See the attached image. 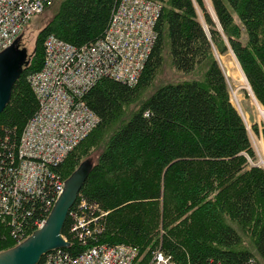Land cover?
<instances>
[{"label":"trees","instance_id":"obj_1","mask_svg":"<svg viewBox=\"0 0 264 264\" xmlns=\"http://www.w3.org/2000/svg\"><path fill=\"white\" fill-rule=\"evenodd\" d=\"M118 1L62 0L39 30L0 113V183L10 178L21 131L37 109L28 76L42 66L45 37L52 33L75 45L92 41ZM154 1L160 4L156 39L137 82L101 77L85 91L98 123L53 169L62 178L70 174L87 152L75 153L79 144L114 123L151 85L166 45L175 70L204 65L202 80L156 87L108 136L67 213L64 249L77 255L93 244L127 243L138 248L139 264L157 248L178 264H264V168L250 162L255 152L215 57V51L233 52L264 107V0H210L214 17L203 0ZM251 127L258 131L256 123ZM51 195L47 184L43 197L23 200L22 238L45 218ZM12 230L0 219V251L17 243ZM242 234L252 247L241 245ZM37 264H45L44 256Z\"/></svg>","mask_w":264,"mask_h":264},{"label":"built area","instance_id":"obj_2","mask_svg":"<svg viewBox=\"0 0 264 264\" xmlns=\"http://www.w3.org/2000/svg\"><path fill=\"white\" fill-rule=\"evenodd\" d=\"M44 5L45 0H0V50L24 30L33 15L42 12ZM159 13L160 4L154 0H119L100 37L81 45L52 33L45 37L42 66L28 76L37 109L21 131L10 178L0 183V219L13 227L17 241L22 239L23 200L42 196L49 184V211L64 180L53 167L98 123L97 115L83 100L85 91L101 77L128 85L137 82L156 39L154 26ZM79 203L85 207L83 200ZM74 212H70L72 217ZM84 219L78 216L79 221ZM71 229H77L74 221ZM64 248L45 253L44 263L134 264L140 256L138 248L127 243L93 244L77 255ZM146 264L178 263L157 248Z\"/></svg>","mask_w":264,"mask_h":264},{"label":"rangeland","instance_id":"obj_3","mask_svg":"<svg viewBox=\"0 0 264 264\" xmlns=\"http://www.w3.org/2000/svg\"><path fill=\"white\" fill-rule=\"evenodd\" d=\"M61 1L62 0H45V5L42 12L33 15L30 18L28 24L25 26L24 30L20 33L21 35L20 46H24L27 50V53L32 52L35 45L36 36L39 30L52 17L54 11L58 8ZM209 1L210 0H203L205 7L214 17L212 7L210 8L208 6V4L211 5ZM198 12H199L198 17L201 20V22H203L202 15L200 11ZM204 24L205 23H203V25ZM162 55H163L162 64L158 68L151 85L143 89L140 95L135 100L123 106V112L121 116L114 123H112L110 126H108L105 129L96 130L92 135L86 137L75 149V153H80V154L83 150L87 151L86 154L81 158V160L89 157L92 159V162H95L96 157L100 149L103 147L104 142L107 140L108 136L115 130L117 126H119L130 115L131 112H133V110H136V108H138L141 101L144 100V98L149 93H151L156 87L168 82L182 81L191 78L202 80L204 65L199 66L198 68H196L191 72L184 73L175 70L174 67L172 66L167 45L165 46ZM215 57L217 58L224 72L228 85L230 100L232 104L236 107L238 112L240 113L243 122L246 125L250 137L251 145L255 152V160L254 161L250 160V162L264 168V136H263L264 107L259 105L263 111L262 112L257 111L259 109L257 106H255L256 103L254 102V100L256 102L257 100L253 96L252 92L250 94L249 90L246 89L241 84L242 83L241 78L244 75V72L242 71L233 52L230 49H228L223 53L215 51ZM251 98H253L254 100ZM252 123H256L258 129L257 132H255L252 129L251 127ZM241 245L248 248L252 247L250 238L245 234H242ZM141 259H142V255L139 256V258L136 260L134 264H139Z\"/></svg>","mask_w":264,"mask_h":264},{"label":"water","instance_id":"obj_4","mask_svg":"<svg viewBox=\"0 0 264 264\" xmlns=\"http://www.w3.org/2000/svg\"><path fill=\"white\" fill-rule=\"evenodd\" d=\"M20 39L21 35L16 36L11 44L0 50V113L8 103L13 84L27 61V50L20 46ZM92 164V159L87 157L65 177L63 188L45 219L25 238L1 250L0 264H37L48 251L69 245L62 235V227Z\"/></svg>","mask_w":264,"mask_h":264},{"label":"bare ground","instance_id":"obj_5","mask_svg":"<svg viewBox=\"0 0 264 264\" xmlns=\"http://www.w3.org/2000/svg\"><path fill=\"white\" fill-rule=\"evenodd\" d=\"M210 2V1H209ZM208 6L211 8V5L210 4H208ZM240 68V67H239ZM233 71V70H232ZM243 74V73H242ZM241 80H242V85L246 88V89H248L249 90V92H250V94H251V90H250V88H249V85H248V83H247V80L245 79V77H244V75L242 76V78H241ZM240 84V83H239ZM251 99H253V98H251ZM254 100V99H253ZM254 102L256 103V105L255 106H257L258 107V109L259 110H257V111H260V112H262L263 110H262V108L259 106V104L254 100ZM259 116V115H258ZM263 117H264V115H263Z\"/></svg>","mask_w":264,"mask_h":264}]
</instances>
